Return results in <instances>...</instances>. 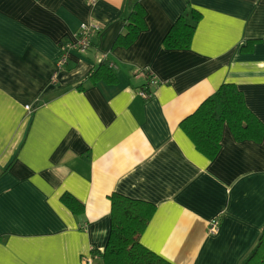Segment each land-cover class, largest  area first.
Instances as JSON below:
<instances>
[{
    "label": "crops",
    "instance_id": "1",
    "mask_svg": "<svg viewBox=\"0 0 264 264\" xmlns=\"http://www.w3.org/2000/svg\"><path fill=\"white\" fill-rule=\"evenodd\" d=\"M130 3L146 29L114 48ZM183 16L192 46L166 49ZM82 24L101 31L58 69ZM103 61L116 85L85 80ZM223 84L264 124V0H0V264H104L113 193L157 208L141 243L171 264H242L264 231V138L225 126L209 160L181 129Z\"/></svg>",
    "mask_w": 264,
    "mask_h": 264
},
{
    "label": "trees",
    "instance_id": "2",
    "mask_svg": "<svg viewBox=\"0 0 264 264\" xmlns=\"http://www.w3.org/2000/svg\"><path fill=\"white\" fill-rule=\"evenodd\" d=\"M130 13L125 25V34L119 35L114 48H128L146 29V11L140 4L130 3ZM198 22L201 15L192 12ZM196 26L188 24L186 17H180L170 28L163 42L166 49L188 50L192 46ZM253 44V43H250ZM90 84L106 83L116 85V73L110 63L103 61L85 78ZM82 82L77 89H83ZM230 128L234 140L260 143L264 138V124L253 114L244 95L235 84H223L208 97L189 118L181 124L196 150L209 160L215 158L221 149L224 127ZM111 200L110 238L102 254L104 264H171L141 243L143 233L150 225L157 208L142 200H134L113 193ZM63 204L74 214H84V205L73 195L64 194ZM242 264H264V231L251 255Z\"/></svg>",
    "mask_w": 264,
    "mask_h": 264
},
{
    "label": "built area",
    "instance_id": "3",
    "mask_svg": "<svg viewBox=\"0 0 264 264\" xmlns=\"http://www.w3.org/2000/svg\"><path fill=\"white\" fill-rule=\"evenodd\" d=\"M101 27L94 24H82L75 35L74 41H65L60 44L61 53L58 58V69H63L69 62V54L74 53H86L90 50L91 46V38L95 33H100ZM151 83L156 84L158 81L155 80L152 74L148 75ZM141 97L143 99H149L152 95L148 92L147 88H144L141 92ZM219 221L214 220L210 226L209 231L210 234H214L218 232ZM83 263L92 264V260L90 258L84 259Z\"/></svg>",
    "mask_w": 264,
    "mask_h": 264
}]
</instances>
